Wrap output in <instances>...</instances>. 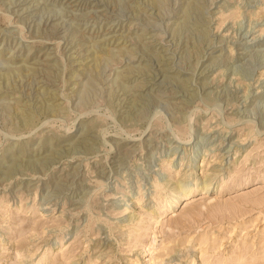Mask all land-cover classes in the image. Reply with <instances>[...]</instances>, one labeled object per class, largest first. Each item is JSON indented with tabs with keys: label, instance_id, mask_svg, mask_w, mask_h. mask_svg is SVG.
Here are the masks:
<instances>
[{
	"label": "rangeland",
	"instance_id": "rangeland-1",
	"mask_svg": "<svg viewBox=\"0 0 264 264\" xmlns=\"http://www.w3.org/2000/svg\"><path fill=\"white\" fill-rule=\"evenodd\" d=\"M0 264H264V0H0Z\"/></svg>",
	"mask_w": 264,
	"mask_h": 264
},
{
	"label": "bare ground",
	"instance_id": "bare-ground-1",
	"mask_svg": "<svg viewBox=\"0 0 264 264\" xmlns=\"http://www.w3.org/2000/svg\"><path fill=\"white\" fill-rule=\"evenodd\" d=\"M252 96H253V95H252ZM178 181H179V180H178ZM183 186H184V187H183ZM185 186H186V185H185V183H183V181H182V182L179 181V182L176 183V189L179 190V189L183 188V192H182L183 194H187V193H189V191H190V190H189L190 188H189V189H185ZM256 187H257V186H256ZM256 187H255V188H256ZM196 189H198V190H200V191L203 192V195L201 194L202 196H201V195L199 196V198H202V197H205V196H206V194H204V193H207V191H209V189H210V185H209V183H207L206 181H204V182L202 181L201 186H200V187L198 186V188H196ZM201 189H202V190H201ZM183 194H182V195H183ZM190 197H192V196H188V197L185 199V205H184L183 207H185V208L187 207V208H188L189 204L196 200V198H190ZM172 202H174V201L172 200V201L170 202V204H169L170 206H172ZM195 210H196V209H195ZM174 217H175V216H174ZM178 220H180V219H177V218H174V219H173V218H172V219H171V222H172V221H178ZM199 220H200V219H199ZM181 221H182V220H181Z\"/></svg>",
	"mask_w": 264,
	"mask_h": 264
}]
</instances>
